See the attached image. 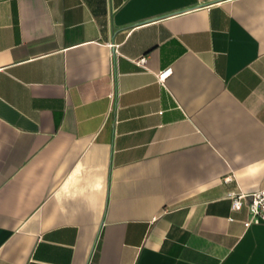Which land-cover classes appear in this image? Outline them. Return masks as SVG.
Listing matches in <instances>:
<instances>
[{"label": "crops", "instance_id": "crops-1", "mask_svg": "<svg viewBox=\"0 0 264 264\" xmlns=\"http://www.w3.org/2000/svg\"><path fill=\"white\" fill-rule=\"evenodd\" d=\"M262 187L264 0H0V264H264Z\"/></svg>", "mask_w": 264, "mask_h": 264}, {"label": "built area", "instance_id": "built-area-1", "mask_svg": "<svg viewBox=\"0 0 264 264\" xmlns=\"http://www.w3.org/2000/svg\"><path fill=\"white\" fill-rule=\"evenodd\" d=\"M147 61V55H142L138 59H135V62L142 67L147 66ZM171 71V68H167L160 72L159 79H165ZM230 178L231 176H227L225 179L228 180ZM228 197L231 199L232 209H240L245 203L247 204L249 216L245 220L246 225L264 223V187L252 192H245L243 190L230 192Z\"/></svg>", "mask_w": 264, "mask_h": 264}]
</instances>
